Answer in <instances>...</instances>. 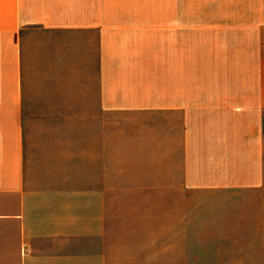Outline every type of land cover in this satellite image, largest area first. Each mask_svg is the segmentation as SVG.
<instances>
[{"label": "crops", "instance_id": "obj_1", "mask_svg": "<svg viewBox=\"0 0 264 264\" xmlns=\"http://www.w3.org/2000/svg\"><path fill=\"white\" fill-rule=\"evenodd\" d=\"M39 31L95 35L100 110L126 113L138 124L143 117L159 165L179 151L185 188L263 186L264 12L136 11V0H0V264H109L102 213L88 219L103 196L97 182L82 176L76 188L31 186L24 40ZM73 197L80 212H73Z\"/></svg>", "mask_w": 264, "mask_h": 264}, {"label": "rangeland", "instance_id": "obj_2", "mask_svg": "<svg viewBox=\"0 0 264 264\" xmlns=\"http://www.w3.org/2000/svg\"><path fill=\"white\" fill-rule=\"evenodd\" d=\"M143 9L259 13L264 0H136V11ZM95 46L86 32L25 37L22 122L31 186L76 188L82 176L97 182L103 196L88 219L102 213L109 264H264V184L185 188L179 151L159 165L143 117L138 124L126 113L100 110ZM78 201L73 197V212H80Z\"/></svg>", "mask_w": 264, "mask_h": 264}]
</instances>
